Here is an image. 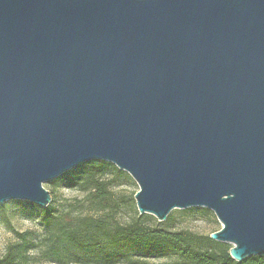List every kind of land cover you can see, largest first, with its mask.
<instances>
[{
	"label": "water",
	"instance_id": "obj_1",
	"mask_svg": "<svg viewBox=\"0 0 264 264\" xmlns=\"http://www.w3.org/2000/svg\"><path fill=\"white\" fill-rule=\"evenodd\" d=\"M95 159L264 255V0H0V204Z\"/></svg>",
	"mask_w": 264,
	"mask_h": 264
},
{
	"label": "trees",
	"instance_id": "obj_2",
	"mask_svg": "<svg viewBox=\"0 0 264 264\" xmlns=\"http://www.w3.org/2000/svg\"><path fill=\"white\" fill-rule=\"evenodd\" d=\"M112 169L118 168L95 159L46 182L86 192L90 210L104 214H79L65 221L51 204L45 208L37 206L45 234L16 230L7 221L18 240L8 245L0 264H31L35 258L58 264H163L151 261L174 256L181 264H264V255L236 261L230 254L232 246L216 242L211 235L203 239L188 231L151 227L139 219L128 224L118 222L113 212L119 202L113 200L110 183L103 179Z\"/></svg>",
	"mask_w": 264,
	"mask_h": 264
},
{
	"label": "rangeland",
	"instance_id": "obj_3",
	"mask_svg": "<svg viewBox=\"0 0 264 264\" xmlns=\"http://www.w3.org/2000/svg\"><path fill=\"white\" fill-rule=\"evenodd\" d=\"M103 179L110 183L113 200L119 202V208L113 213L116 220L120 223L128 224L139 219L151 227H161L171 231H188L203 236V239L222 228V223L216 214L204 207L174 209L166 221H159L152 214H140L135 200L139 185L128 172L119 168L112 169L103 176ZM45 187L52 191L53 201L51 205L62 220L70 221L79 214H104L103 212L90 210L88 203L85 201L86 192L78 189H69L63 185L54 187L45 183ZM37 206L31 205L25 200H8L2 203L0 207V257L4 255L8 245L18 240L7 221L16 230H33L40 236L45 234L42 214ZM144 215L147 216L143 217ZM229 245L232 246L231 244ZM213 247H217V245ZM151 262L181 264L182 261L174 256L152 260ZM31 264L58 263L35 258Z\"/></svg>",
	"mask_w": 264,
	"mask_h": 264
}]
</instances>
